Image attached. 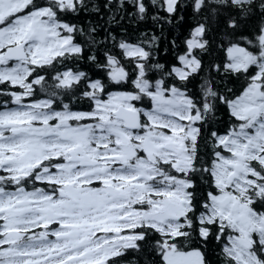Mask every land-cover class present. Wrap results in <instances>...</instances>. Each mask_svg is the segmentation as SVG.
<instances>
[{"label":"snow or ice","instance_id":"snow-or-ice-1","mask_svg":"<svg viewBox=\"0 0 264 264\" xmlns=\"http://www.w3.org/2000/svg\"><path fill=\"white\" fill-rule=\"evenodd\" d=\"M0 264H264V0H0Z\"/></svg>","mask_w":264,"mask_h":264}]
</instances>
